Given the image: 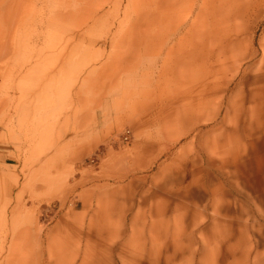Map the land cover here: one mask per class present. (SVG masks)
Masks as SVG:
<instances>
[{"label":"rangeland","instance_id":"obj_1","mask_svg":"<svg viewBox=\"0 0 264 264\" xmlns=\"http://www.w3.org/2000/svg\"><path fill=\"white\" fill-rule=\"evenodd\" d=\"M0 152V264H264V0H0Z\"/></svg>","mask_w":264,"mask_h":264},{"label":"crops","instance_id":"obj_2","mask_svg":"<svg viewBox=\"0 0 264 264\" xmlns=\"http://www.w3.org/2000/svg\"><path fill=\"white\" fill-rule=\"evenodd\" d=\"M100 84H104V83L100 82ZM120 97L125 98L126 95L123 94V95H120ZM185 134H186V130H185ZM7 161H8V159L6 157H4L2 152H0V203L2 201L4 187L9 185V181L11 180V177H12L11 171L13 170V166L11 164H8ZM98 221L103 222V223L107 222L103 219V217H100V219ZM105 227H106V225L105 226L102 225L101 229L102 228L104 229ZM99 250L100 251L102 250L105 253L109 252L108 249H105L103 247H100ZM81 264H86V262H82ZM90 264H96V263H90ZM97 264H111V263H107V262L106 263H98L97 262Z\"/></svg>","mask_w":264,"mask_h":264},{"label":"bare ground","instance_id":"obj_3","mask_svg":"<svg viewBox=\"0 0 264 264\" xmlns=\"http://www.w3.org/2000/svg\"><path fill=\"white\" fill-rule=\"evenodd\" d=\"M188 110V109H187ZM188 111H190V110H188ZM190 113V112H189ZM180 117V116H179ZM219 220V219H218ZM151 229H156L157 228V226L155 225V224H153V226H151L150 227ZM207 235V234H206ZM215 245V244H214ZM88 253V252H87ZM89 255V254H88ZM43 259V258H42ZM85 260V259H84ZM86 262V261H85Z\"/></svg>","mask_w":264,"mask_h":264}]
</instances>
